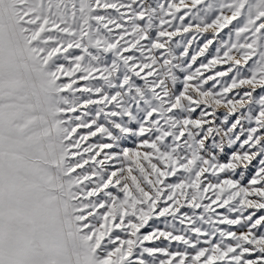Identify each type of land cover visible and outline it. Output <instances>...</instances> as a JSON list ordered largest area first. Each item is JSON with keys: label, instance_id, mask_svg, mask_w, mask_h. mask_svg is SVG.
I'll list each match as a JSON object with an SVG mask.
<instances>
[{"label": "snow or ice", "instance_id": "1", "mask_svg": "<svg viewBox=\"0 0 264 264\" xmlns=\"http://www.w3.org/2000/svg\"><path fill=\"white\" fill-rule=\"evenodd\" d=\"M0 264H264V0H0Z\"/></svg>", "mask_w": 264, "mask_h": 264}]
</instances>
